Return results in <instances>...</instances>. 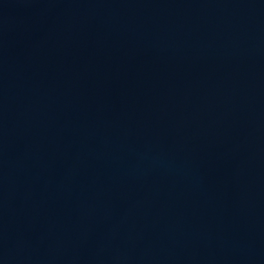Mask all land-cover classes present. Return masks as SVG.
Wrapping results in <instances>:
<instances>
[{"label": "water", "instance_id": "obj_1", "mask_svg": "<svg viewBox=\"0 0 264 264\" xmlns=\"http://www.w3.org/2000/svg\"><path fill=\"white\" fill-rule=\"evenodd\" d=\"M0 264H264V0H0Z\"/></svg>", "mask_w": 264, "mask_h": 264}]
</instances>
